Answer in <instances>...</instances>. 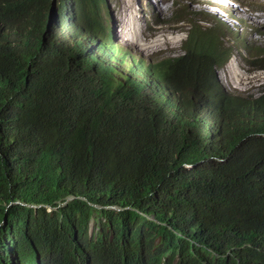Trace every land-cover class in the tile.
Masks as SVG:
<instances>
[{
    "label": "trees",
    "instance_id": "trees-1",
    "mask_svg": "<svg viewBox=\"0 0 264 264\" xmlns=\"http://www.w3.org/2000/svg\"><path fill=\"white\" fill-rule=\"evenodd\" d=\"M100 2L81 0L85 32L104 31L90 8ZM7 9L16 22L22 10ZM53 25L0 33V264H264V89L218 88L212 65L231 55L219 35L194 25L181 62L155 66L181 88L175 71L186 75L229 133L190 147L152 122L142 95L105 120L108 79L84 82ZM104 56L95 65L109 67Z\"/></svg>",
    "mask_w": 264,
    "mask_h": 264
},
{
    "label": "clouds",
    "instance_id": "clouds-1",
    "mask_svg": "<svg viewBox=\"0 0 264 264\" xmlns=\"http://www.w3.org/2000/svg\"><path fill=\"white\" fill-rule=\"evenodd\" d=\"M105 1L106 0H102L97 6H90L93 11V19L104 28V31L100 33L93 30L84 31L82 19H80L79 16V4L81 3V0H0V33H8L9 31L17 32L25 28H32L36 25H41L45 29L42 33L45 34V31L54 26V21H56L57 26L62 30L65 37V44L71 50L78 62V67L75 71H87V75L83 77L84 82L87 81V84H91L94 82V79L97 80L96 77L93 78L91 74H96L99 69L102 74H96L95 76H105L108 79V84H106L105 87L111 92L102 89L111 99V109L104 113L109 115L105 120L112 121L117 119L122 110L131 105L130 100L135 98L130 95V93H132L143 96L141 106L155 125L164 131H172L179 141L183 138L189 139L183 146L193 147L200 145L197 138H202L201 133L203 132L206 133L210 131L214 136H208L205 139H202V144L212 142L213 139L218 138V134L219 136H222L223 129L222 133L221 131L216 133V128L221 130L222 127L220 124L221 118L213 117L215 111L213 105L204 96L202 91H198L192 87L186 75L180 76L178 75V71H175V79L179 84L183 85L181 88L175 83V81L166 79L165 75H161V73L156 71L155 66L157 63H154L156 61L153 59L145 58L141 54L132 53L126 48H123V53L126 54V57H123L122 53L116 58V55L119 54V52L114 53L110 50L114 51L117 46L121 47V45L116 40L117 38L110 21L106 19L105 14L102 13L106 10ZM207 1L208 15L217 27H221L227 33H234L236 29H240L241 27L240 33H243L242 28L244 22L242 17L239 16V11L237 9L238 6L240 7L242 5L243 0H227V4L220 2L221 0H218V2L215 0ZM134 2H136L137 5V15H139L141 13V6L145 5L147 10H149V6L150 4L152 5L153 0H134ZM8 5L22 10V12L19 11L20 13L16 22H11L10 20V14L7 9ZM233 11L238 14V16H235ZM132 15L130 19L135 23L132 19ZM194 25H197L196 22L190 24L189 32ZM201 30L210 31V33H212L211 29L201 28ZM189 32H185L186 35L180 47L183 48L182 44L185 43ZM241 37L242 36H239L236 39L241 41ZM84 38H87L90 43L95 44L97 47H100V44L104 45L105 48L101 47V49L105 50V54L112 59V63L109 67L95 65V56L84 57L81 54L82 52L80 53V48L82 46H87L84 42ZM247 45L248 43H242L243 49L248 53L251 51L253 52V49L246 47ZM261 51L264 52V45H262ZM184 53L185 51L182 50L180 51L179 57H175L172 60L160 61H166L168 66L177 65L176 61L179 59L181 62ZM254 54H256V52H253V56H251L252 58L258 57L254 56ZM263 55L264 53L262 56ZM230 59L231 55L223 65L214 64L212 65V69L216 76L218 88H220L221 91L230 95L235 94L241 96V93L228 90L223 85L218 75L219 70L223 68ZM120 61L122 63H120ZM262 61L264 60L260 58L256 61L250 62V64ZM133 62L139 63L138 65L143 69V72L133 74L132 71L134 69L138 70ZM122 65H125L127 70L121 68ZM91 66L99 67V69L90 68ZM161 68L164 70L163 67ZM181 71H183L182 65L180 72ZM166 72L170 73L169 70ZM111 75L114 78H111ZM155 81L157 82L155 89L149 88V84ZM262 85H264V83ZM172 88H177L178 91H181L176 94V100L174 102L170 97ZM182 95H185L188 100L183 104L181 101ZM247 96L251 95L248 94ZM113 98H116V100ZM179 100L181 101L180 103L178 102ZM223 120H225V117ZM112 123L109 122L108 125H111ZM170 125L174 126L171 127ZM153 138L156 139V135H153ZM182 168L188 170L191 169L192 166L183 164ZM68 201H70V199ZM111 209L116 208L111 207ZM48 211H50V208Z\"/></svg>",
    "mask_w": 264,
    "mask_h": 264
},
{
    "label": "rangeland",
    "instance_id": "rangeland-1",
    "mask_svg": "<svg viewBox=\"0 0 264 264\" xmlns=\"http://www.w3.org/2000/svg\"><path fill=\"white\" fill-rule=\"evenodd\" d=\"M263 2L264 0H243L242 5L237 7L244 22L243 33H240L241 27L234 33H227L217 27L208 15L207 0H153L149 10L145 5L141 6L139 15L134 0H106V10L102 13L114 29L116 40L121 45L118 46L120 50L124 51L123 48H126L132 53L159 61L157 64H160V60H172L180 56V51L183 50L180 46L185 32H189L190 24L196 22L203 29H211L213 33L220 35L222 48L231 51V59L225 65L228 67L224 66L218 72L223 85L230 91L241 93L242 96H255L264 89V61L250 64L264 58V52L261 51L264 45ZM131 15L135 23L131 21ZM234 15L238 16L236 13ZM235 35L242 36V42L237 40ZM242 43H248L246 47L253 49V52H256L254 56L258 57L252 58L253 52H246ZM94 224L92 219L90 231L95 230Z\"/></svg>",
    "mask_w": 264,
    "mask_h": 264
},
{
    "label": "bare ground",
    "instance_id": "bare-ground-1",
    "mask_svg": "<svg viewBox=\"0 0 264 264\" xmlns=\"http://www.w3.org/2000/svg\"><path fill=\"white\" fill-rule=\"evenodd\" d=\"M216 1V0H215ZM263 1V0H262ZM218 2V1H217ZM220 2H224L225 4H227L228 2H227V0L225 1V0H221ZM264 3V2H263ZM263 5V4H262ZM263 8H264V6H263ZM263 8H261V9H263ZM244 9V8H243ZM252 10V9H251ZM250 10V11H251ZM256 10H258V9H256ZM249 11V12H250ZM252 13V12H251ZM261 14V13H260ZM264 15V14H263ZM259 17H261V16H259ZM137 19V18H136ZM162 20V19H161ZM252 20H254V19H252ZM145 23V22H144ZM147 23V22H146ZM247 24V23H246ZM144 25H146V24H144ZM147 26V25H146ZM149 27V26H148ZM153 27V26H152ZM156 28V27H155ZM158 29V28H157ZM243 29V28H242ZM249 35L251 34V33H248ZM84 42H85V44L88 46V49L90 50V52H92L93 53V55L95 56V60H96V58L97 59H99V60H103V61H105V56H104V54H105V52L104 51H102L100 48H98L95 44H92V43H90L86 38H84ZM208 44H210V43H208ZM210 46V45H209ZM211 47H212V45H211ZM236 47V46H235ZM240 47V46H239ZM206 48V47H205ZM214 49V48H213ZM216 49H218V48H216ZM242 49V48H241ZM116 51L117 52H119V54H122L124 51H122V50H120L119 49V47L117 46L116 47ZM222 51V50H221ZM228 51V50H227ZM211 55V54H210ZM229 56V55H228ZM227 56V57H228ZM172 57V56H171ZM201 57V56H200ZM215 57V56H214ZM226 58V57H225ZM229 59V58H228ZM263 59V58H262ZM100 62V61H99ZM156 63H158V62H156ZM158 65H160L161 67H163L164 69H166V70H169L171 67L173 68V66H171V67H169L168 66V63L166 62V61H160V64H158ZM106 66V65H105ZM226 67V66H225ZM228 67V66H227ZM226 67V68H227ZM90 68H98L99 69V67H93V66H91ZM98 74H102V72H101V70L99 69L98 70ZM216 83H217V81H216ZM111 86H112V84H111ZM245 96H247L248 94H244ZM260 95V94H259ZM263 95V94H262ZM259 97V96H258ZM114 100L116 99V98H113ZM222 113V112H221ZM220 114V113H219ZM218 114V115H219ZM221 116V115H220ZM213 117H218L216 114H214L213 113ZM101 118V117H100ZM219 118V117H218ZM174 126V125H173ZM222 128L223 127H221V130L220 129H218V128H216V133L219 131H221V133H222ZM209 133L211 134V136H214V134L212 133V132H210L209 131ZM228 133V132H227ZM227 133H225L224 135H220L219 136V134H218V138H216L217 140H219L221 143L223 142V137L227 134ZM229 134V133H228ZM216 136V135H215ZM219 145H221L220 143L218 144V146ZM220 147V146H219ZM116 158V157H115ZM177 264V263H176Z\"/></svg>",
    "mask_w": 264,
    "mask_h": 264
}]
</instances>
